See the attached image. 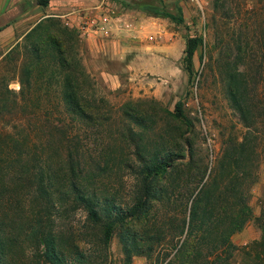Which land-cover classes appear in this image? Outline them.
Listing matches in <instances>:
<instances>
[{
	"label": "rangeland",
	"instance_id": "374dc122",
	"mask_svg": "<svg viewBox=\"0 0 264 264\" xmlns=\"http://www.w3.org/2000/svg\"><path fill=\"white\" fill-rule=\"evenodd\" d=\"M100 1L114 12L128 9L140 37L127 42L115 27L111 35L82 0L74 13L71 0H0V157L26 150L48 165L44 185L47 175L57 179L52 199L33 181L20 202L3 207L12 223L7 264H213L218 256V264H264V0ZM153 8L183 19L153 15ZM189 35L201 37L192 74L183 65ZM67 75L88 118L69 110ZM238 79L253 103L250 128L229 95ZM177 100L184 118L175 114ZM245 134L252 139L242 189L252 216L227 249L214 243L220 224L211 241L203 239L201 229L189 230L188 214L228 138L240 142ZM172 151L184 158L155 179L157 192L106 245V213L129 212L145 160ZM72 179L100 198L101 221L75 198ZM232 201L217 213L229 218ZM47 237L56 259L43 251Z\"/></svg>",
	"mask_w": 264,
	"mask_h": 264
},
{
	"label": "trees",
	"instance_id": "16d2710c",
	"mask_svg": "<svg viewBox=\"0 0 264 264\" xmlns=\"http://www.w3.org/2000/svg\"><path fill=\"white\" fill-rule=\"evenodd\" d=\"M48 0H39V3L46 5ZM126 7H136V5H126ZM157 9V8H156ZM152 9V14L156 16L170 17L177 22L182 21V16H175L169 11ZM201 43V37L199 36H187L185 39L183 65L189 74L193 73V53L196 47ZM238 86L236 83L229 84V95L233 100V103L239 110L245 126L252 127L253 121L250 118V107L253 105L251 102H246L244 95V89L242 88V81L238 79ZM65 90L63 97L69 106V110L78 115L79 118L85 119L89 117L88 112L84 109L80 97L81 94L71 86L72 80L67 75L64 79ZM175 114L177 117H183L181 101L177 100L175 103ZM139 116L135 115L134 118ZM251 136L244 135L240 142L230 137L227 141L220 158L218 167L209 172L204 182L199 186L195 195L192 198V202L189 210L188 225L189 230L201 229L205 232L202 236L203 239H213L211 231L214 230V222L216 225L223 227L218 232L214 243L221 242V245L227 249H231L234 244L230 240V236L235 231L241 230L247 220L252 216V209L250 208L247 198L248 189H242L244 180L250 175V171L243 167L244 159H248L247 145L250 142ZM16 147V144L14 145ZM254 150V149H253ZM252 150V151H253ZM178 151V150H177ZM26 150L19 149L11 157H0V264H7L6 260V246L8 245V228L12 227L10 215L4 212L3 207L10 206L9 210L15 203L20 202L24 195V188L30 185L31 182H36V187L40 191L43 197L46 199H52L53 190L52 183L57 179L54 176L47 175V185H44L43 171L48 168V165L44 164L38 157L30 158L25 156ZM182 156L179 152L172 151L165 156H159L158 154H152L148 160H145L142 169L141 188L138 197L129 212H116L114 214L106 213V218L103 219L101 211L102 201L99 197L92 192L87 191L81 185L76 184L74 179L71 180V192L75 198L81 203V205L87 210L89 218L93 221H101L103 219V241L106 245L109 244L114 229L121 223H123L129 216L138 214L147 204V201L157 192L154 182L158 176L168 173L177 163H180ZM192 159L186 161V163L192 166ZM10 171V172H9ZM225 173L221 175V173ZM209 178V179H208ZM255 178H252V181ZM222 180V186L220 181ZM247 181V180H245ZM217 187V189H216ZM193 189V188H192ZM194 190V189H193ZM25 191V190H24ZM216 191L217 193H215ZM65 194V193H64ZM104 199H107L105 197ZM227 199L234 200L230 202L232 210L230 217L221 216V213H217L218 207L224 203ZM220 204V205H219ZM236 205V208H235ZM222 208H225L224 206ZM221 209V208H220ZM234 209V210H233ZM227 212L226 210H224ZM213 218L215 221H213ZM221 221L219 222V220ZM216 226V227H217ZM263 231H264V224ZM52 238H46V244L44 247V253L51 258H58L56 254V246L52 243ZM218 256V255H217ZM220 259V256H218ZM218 259V260H219ZM218 260L213 261V264H218Z\"/></svg>",
	"mask_w": 264,
	"mask_h": 264
},
{
	"label": "crops",
	"instance_id": "0c3cea01",
	"mask_svg": "<svg viewBox=\"0 0 264 264\" xmlns=\"http://www.w3.org/2000/svg\"><path fill=\"white\" fill-rule=\"evenodd\" d=\"M71 2L72 4H74V7H72L70 12L74 13L76 8L75 5L77 3H81V0H71ZM82 2L85 3V7H88L90 9V12H96L97 14H99L101 19L103 17V19L107 20L104 22L108 23L109 32L112 31V29L115 27L114 31L118 33V35H124L122 37L127 42L131 39H138L140 37L138 27L139 25L135 22L130 21L127 13L128 9L124 11L114 12V9L112 7L106 6L100 0H82ZM110 34L112 35L111 32Z\"/></svg>",
	"mask_w": 264,
	"mask_h": 264
}]
</instances>
